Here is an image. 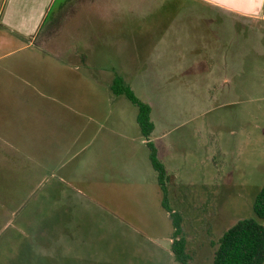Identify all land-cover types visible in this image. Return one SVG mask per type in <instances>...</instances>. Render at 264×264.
<instances>
[{
	"label": "rangeland",
	"instance_id": "rangeland-1",
	"mask_svg": "<svg viewBox=\"0 0 264 264\" xmlns=\"http://www.w3.org/2000/svg\"><path fill=\"white\" fill-rule=\"evenodd\" d=\"M73 1L84 0L52 12ZM85 1L90 70L70 93L103 130L71 162H0V264H180L172 213L188 264H211L222 234L256 219L264 184V21L203 0ZM31 2L0 0V17ZM116 78L150 109L164 204L137 107L110 91ZM94 162L107 163L101 177L88 175Z\"/></svg>",
	"mask_w": 264,
	"mask_h": 264
},
{
	"label": "crops",
	"instance_id": "crops-1",
	"mask_svg": "<svg viewBox=\"0 0 264 264\" xmlns=\"http://www.w3.org/2000/svg\"><path fill=\"white\" fill-rule=\"evenodd\" d=\"M55 1L32 0L29 10L0 17V162H71L102 133L103 116L73 107L70 93L72 83L88 82L82 48L87 1L52 12ZM203 1L264 21V0ZM106 167L94 162L88 175L101 177Z\"/></svg>",
	"mask_w": 264,
	"mask_h": 264
},
{
	"label": "trees",
	"instance_id": "trees-1",
	"mask_svg": "<svg viewBox=\"0 0 264 264\" xmlns=\"http://www.w3.org/2000/svg\"><path fill=\"white\" fill-rule=\"evenodd\" d=\"M110 91L116 96H125L137 107L136 123L141 135L146 138L149 160L153 170L157 173V182L164 204L166 201L165 181L167 176L163 166L156 159L152 144L147 140L153 129L149 119L150 109L146 104L138 101L132 91L124 86L119 78L113 81ZM252 211L256 219L248 218L238 221L218 239L211 264H264V227L258 221L264 220V184L254 198ZM170 218H172L173 226L171 250L174 259L180 264H188L189 256L185 250L181 219L176 213H172Z\"/></svg>",
	"mask_w": 264,
	"mask_h": 264
}]
</instances>
